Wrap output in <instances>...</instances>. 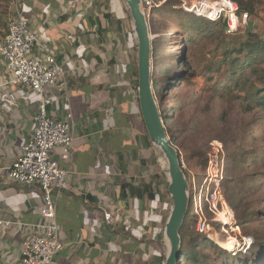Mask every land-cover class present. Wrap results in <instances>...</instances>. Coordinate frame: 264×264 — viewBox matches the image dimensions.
Returning <instances> with one entry per match:
<instances>
[{
    "label": "crops",
    "instance_id": "crops-1",
    "mask_svg": "<svg viewBox=\"0 0 264 264\" xmlns=\"http://www.w3.org/2000/svg\"><path fill=\"white\" fill-rule=\"evenodd\" d=\"M15 3L39 35L34 56L53 55L71 87L68 106L54 88L45 93L50 117L63 119L71 109L75 119L72 162L59 161L69 174L56 208L64 249L53 264H156L167 183L129 92L138 72L137 43L133 29L125 28L122 0H0V42ZM11 81L0 55V217L17 223L0 229V264H19L44 204L39 186L9 177L33 137L42 99ZM106 213L114 218L110 226Z\"/></svg>",
    "mask_w": 264,
    "mask_h": 264
},
{
    "label": "rangeland",
    "instance_id": "rangeland-1",
    "mask_svg": "<svg viewBox=\"0 0 264 264\" xmlns=\"http://www.w3.org/2000/svg\"><path fill=\"white\" fill-rule=\"evenodd\" d=\"M197 1L201 0H155V7L147 16L149 26H151L153 31L151 40L157 41L161 61L164 62L167 69V73L164 75L160 74L159 77V93L160 95H168V100L164 102L163 111L167 113L166 115H169L170 108L172 106L177 107L174 119L165 122L166 128L169 130L196 126L197 119L200 118L197 110H202L206 104L205 101L198 100L199 95H205L203 92L207 85L202 78L182 84L178 91L172 90L166 93L164 85L168 77L172 75V69L178 71L186 70L184 65L177 62L176 57L185 55L190 65L189 69L201 71L211 63L212 52L221 39L219 32V35L216 34L211 39L206 38L207 34L217 32L221 28H217L215 24L208 22V19L202 17L204 23L199 25L203 27L204 32L194 44H186L187 38H185L186 35L183 32L182 24L187 18L183 16L178 18L177 14L171 15V11H184L183 5ZM205 1L218 2L221 0ZM227 1L235 2L234 0ZM238 1L255 5L256 16L253 21L257 24L258 31L256 32L258 34L262 33L264 31V0ZM122 7L123 12L126 14L125 28L127 31H132V20L123 2ZM159 12L161 15L158 14ZM205 24L207 25L205 26ZM247 25H242L237 36L233 37L236 41L244 42L249 37L254 36L247 34ZM222 107L230 108V105H227L226 102H223V104L218 102L214 111L219 113L223 111ZM200 126L205 127L207 123ZM244 134L246 135L242 139ZM205 136L206 138L201 135L187 133L181 140L173 143L175 148H180L183 156L182 169L190 185V194L194 184H196L197 189L201 187L208 189L210 184L202 180L208 172V163L206 165L205 158L201 156L189 159L188 157V160H186L187 155L198 153L203 155L204 152L209 155L211 144L214 141H219L224 146L222 141H229L234 136H237L235 142L224 146V157L238 155L242 160L234 165L228 160L226 162L225 159V166L227 165V169L231 171V177L229 178L230 182L225 184V186L221 184V187L229 207V214L227 215L225 210L226 217H224V215H213L207 209L205 210L211 237H207L208 245L197 250L208 255L207 264H225V260H219L216 251L220 249L232 252L242 248L239 243L243 242V239H249L245 245V251L241 253L246 256H236L235 261L237 260V264L238 259L241 258L242 260L238 264H257L263 257L260 245L264 243V180L260 178V175L264 173V110L258 109L246 115H243L240 109L229 110V123L226 125L221 123L213 124L212 133ZM157 157L160 173H165L166 178L164 180L168 184L166 162L160 154ZM165 193L168 195L166 197L168 207L165 213L166 217H164L166 222L171 210L169 204H172V202L168 192ZM171 204L170 206H172ZM188 214L193 220L191 225L195 230L196 219L193 203L189 207ZM228 217L231 220L224 222ZM162 239L157 242L156 246L158 259L161 257L166 259L169 251L168 242L164 238Z\"/></svg>",
    "mask_w": 264,
    "mask_h": 264
},
{
    "label": "built area",
    "instance_id": "built-area-1",
    "mask_svg": "<svg viewBox=\"0 0 264 264\" xmlns=\"http://www.w3.org/2000/svg\"><path fill=\"white\" fill-rule=\"evenodd\" d=\"M141 9L147 16L155 7V0H140ZM183 10L203 17L211 22L225 18L228 33H239L242 25H247L248 13H240L238 6L232 1L218 2L197 1L183 5ZM7 35L0 42V55L6 61V69L12 75L11 83L24 87L41 95L34 117V133L31 140L23 148L22 156L14 163L9 172L10 179L23 186H39L43 193V208L41 220L32 228L35 231L22 248L19 264H53L55 256L64 249L60 237V229L56 220L57 202L62 198L68 177L64 164L72 162L74 152L75 119L71 109H68L63 119L50 117L47 111L45 93L48 88H54L68 106L71 97V87L68 74L63 65L53 56L46 55L43 59L36 58V48L41 46L39 35L32 30L25 18L22 8L13 4L7 16ZM61 151L59 158L54 155ZM225 157L224 146L219 141L211 144L208 160V172L205 183L208 189H197L196 184L191 190L190 199L194 206L195 231L211 237L210 226L205 214V204L211 214H229V207L221 187L224 176ZM226 210V212H225ZM226 213V214H225ZM231 220L229 217L226 219ZM104 223L110 226L114 223L111 214L104 215ZM17 223L0 217V229L11 228ZM249 239L239 243L245 251ZM239 249V248H238Z\"/></svg>",
    "mask_w": 264,
    "mask_h": 264
},
{
    "label": "trees",
    "instance_id": "trees-1",
    "mask_svg": "<svg viewBox=\"0 0 264 264\" xmlns=\"http://www.w3.org/2000/svg\"><path fill=\"white\" fill-rule=\"evenodd\" d=\"M234 1L238 5L240 13L249 14L250 19L246 31L248 35L251 34L254 36L249 37L244 42L239 40L236 41L233 37L237 36L238 33H228L227 20L225 18L216 22L208 21L215 24L217 28H221V30L217 32L211 34L206 33L207 39H211L216 34L219 35L218 32L221 34V39L212 52L213 57L211 63L201 71L190 70V65L185 55L176 57L177 62L184 65L186 70H170L172 75L168 77L164 85L166 93L172 90L178 91L182 84L190 83L197 78L204 79L207 85L203 92L205 95H199L198 97L199 101H205L206 104L202 110H197V114H200V118L197 119V125L191 128H182L178 130H169L166 128L172 144L175 141L181 140V138L187 133L201 135L206 138V134L212 133L213 124L221 123L226 125L229 123V110L231 111L234 108L236 110L240 109V112L243 115L251 114L258 109L264 110V31L260 34L256 32L258 31L257 24L253 21V18L256 16L255 5L250 4L249 2L245 3L244 1ZM121 11H123V8H121ZM171 12V15L177 14L178 18L181 16L187 18L184 24H182L183 32L186 35L185 38H187L186 44H194L204 32L203 27L199 25L204 23L203 18L196 17L194 14L182 10L180 12ZM158 14L161 15L160 12ZM164 15L168 17L166 13H164ZM206 25L207 24H205V26ZM150 32L151 34L153 33L151 26ZM166 73V65L161 61V54L158 50L157 41H152V86L160 112L164 119V124L167 121H172L177 112V107L175 106L170 108L169 115H166L167 113H164L163 111L164 102L168 100V95H160L159 77L160 74L164 75ZM135 78L136 81L133 86L129 87V92L131 93V98L135 101V107L140 109L138 101V72L136 73ZM218 102H222V104L223 102H226L227 105H230V108L222 107L223 111L216 113L214 108ZM204 123H207V126H200ZM245 135L246 134L242 136V139ZM237 136H234L229 141H222L224 146L229 145L231 142H235ZM177 151L182 165L183 156L179 147ZM201 156L205 158L207 165L209 160L207 152H204L203 155L202 153L187 155L186 160H188V157L189 159H192L193 157L197 158ZM225 159L226 162L228 160L234 165L242 160L238 155H229L228 157H225ZM226 166L224 168V176L222 179L223 186L230 182L229 178L231 177V171L227 169ZM159 178L160 176L157 179ZM260 178L264 180V173L260 175ZM206 179L207 175L203 177L202 180L205 181ZM167 187L168 184L164 187L165 192H167ZM190 206H192V198L190 199L189 207ZM206 209L207 206L205 204V210ZM191 221L193 222L188 214L180 231V237L182 240L181 254L183 256L180 264H207L206 262L209 259L208 255L197 249L205 247L209 244V241L205 235L199 234L194 230ZM260 249L263 257L257 264H264V243L260 245ZM242 252H244L242 249H236L232 252L218 249L216 254L218 255L219 260H225V264H236V256H246L241 254ZM238 260L237 264L240 263L242 259L240 258ZM164 261L165 258L161 257L158 259L157 257L156 264H163Z\"/></svg>",
    "mask_w": 264,
    "mask_h": 264
},
{
    "label": "water",
    "instance_id": "water-1",
    "mask_svg": "<svg viewBox=\"0 0 264 264\" xmlns=\"http://www.w3.org/2000/svg\"><path fill=\"white\" fill-rule=\"evenodd\" d=\"M132 20L137 43L138 101L147 136L155 152L167 165L168 189L172 206L164 235L169 244L163 264H180L182 240L180 231L189 212L190 185L180 163L177 149L171 143L152 86V40L150 26L140 0H122Z\"/></svg>",
    "mask_w": 264,
    "mask_h": 264
},
{
    "label": "bare ground",
    "instance_id": "bare-ground-1",
    "mask_svg": "<svg viewBox=\"0 0 264 264\" xmlns=\"http://www.w3.org/2000/svg\"><path fill=\"white\" fill-rule=\"evenodd\" d=\"M166 167V166H165Z\"/></svg>",
    "mask_w": 264,
    "mask_h": 264
}]
</instances>
